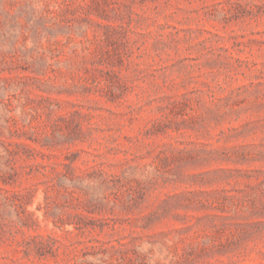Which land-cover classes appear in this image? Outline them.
Instances as JSON below:
<instances>
[{
    "label": "rangeland",
    "instance_id": "obj_1",
    "mask_svg": "<svg viewBox=\"0 0 264 264\" xmlns=\"http://www.w3.org/2000/svg\"><path fill=\"white\" fill-rule=\"evenodd\" d=\"M0 264H264V0H0Z\"/></svg>",
    "mask_w": 264,
    "mask_h": 264
}]
</instances>
